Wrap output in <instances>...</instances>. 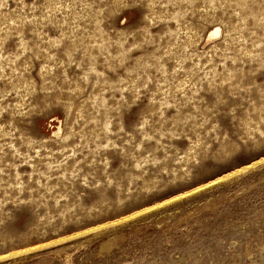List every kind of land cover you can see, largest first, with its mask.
<instances>
[{
	"label": "rangeland",
	"instance_id": "374dc122",
	"mask_svg": "<svg viewBox=\"0 0 264 264\" xmlns=\"http://www.w3.org/2000/svg\"><path fill=\"white\" fill-rule=\"evenodd\" d=\"M146 2L0 0V264H264V4Z\"/></svg>",
	"mask_w": 264,
	"mask_h": 264
},
{
	"label": "snow or ice",
	"instance_id": "6c2138e0",
	"mask_svg": "<svg viewBox=\"0 0 264 264\" xmlns=\"http://www.w3.org/2000/svg\"><path fill=\"white\" fill-rule=\"evenodd\" d=\"M116 2L121 8L146 9L148 7L146 0H116ZM192 2L197 10L201 9V3L199 0H192ZM261 2L264 4V0H261ZM151 6L155 7L158 11H163L165 7L159 2V0H151ZM181 6L187 7V0H168L167 7L169 11H173ZM250 6H254V0H204L203 4V7L207 8L209 12H212L213 9L215 10L214 14L218 19L215 23L211 24L210 27L215 30L218 37L230 35V30L234 24L246 23L248 28L256 29L253 18L249 16L247 12L242 15L239 11H232L233 8L248 9ZM60 7L62 8L63 4H61ZM229 16H231V19H229ZM222 29L223 32L221 31ZM256 30H259L262 33V40H264V23H262L259 29ZM204 35H207V31L204 32ZM217 42H219V40H217ZM10 46L11 45H7L6 47ZM250 58L253 64L257 62L264 63V48L260 49L259 54L252 53ZM56 67L59 68L60 65L57 63ZM244 83L247 84L253 94H256L258 91L264 93V81H262L259 86L253 84L250 79L245 80ZM241 92H243V89H241ZM219 103H224V101L220 100ZM260 127L262 131L259 133V137H264V122H261ZM253 134L257 135L255 130H253ZM262 143H264V140H262ZM260 163L261 165H264V160Z\"/></svg>",
	"mask_w": 264,
	"mask_h": 264
}]
</instances>
